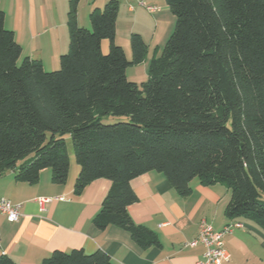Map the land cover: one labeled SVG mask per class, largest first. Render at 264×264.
<instances>
[{"label": "trees", "instance_id": "1", "mask_svg": "<svg viewBox=\"0 0 264 264\" xmlns=\"http://www.w3.org/2000/svg\"><path fill=\"white\" fill-rule=\"evenodd\" d=\"M164 1L175 25L141 83L126 69L148 45L132 32L128 57L116 42L118 0L93 8L88 26L77 21L79 0H69L68 48L56 70L29 56L19 62L21 45L0 7V174L34 185L50 169L53 184L66 183L70 135L74 194L98 178L111 182L92 220L100 229L120 226L142 248L160 244L128 211L137 200L131 180L156 171L182 196L195 178L225 185V216L264 230V0ZM108 116L126 119L103 122ZM13 263L0 255V264ZM42 264L112 262L100 249L73 248Z\"/></svg>", "mask_w": 264, "mask_h": 264}, {"label": "crops", "instance_id": "2", "mask_svg": "<svg viewBox=\"0 0 264 264\" xmlns=\"http://www.w3.org/2000/svg\"><path fill=\"white\" fill-rule=\"evenodd\" d=\"M106 1L79 0L78 23L88 26L89 12L95 7H103ZM136 1L118 0L115 31L117 43L118 36L129 39L132 32L139 33L146 41V58L138 64L144 72L142 80L129 78L130 67L126 69L128 79L141 83L146 79L147 62L161 52L155 33L160 17L152 19L151 32L150 26L143 30L145 23L139 20L141 11L134 6ZM144 1L156 5L150 0ZM68 4L69 0H0L5 26L12 30L21 45L23 57L39 59L44 68L59 62L60 55L68 48ZM164 4V11L169 10ZM122 5L128 6L129 19H121ZM146 33L150 40L146 39ZM122 45L125 51L128 43L126 46L122 42ZM149 47L153 48L150 57ZM77 172L78 166L70 162L68 179L60 185L51 182L50 169L42 170L38 183L34 185L16 181L11 171L0 174V198L22 203L17 221L8 222L0 214V255L9 256L13 264H42L55 249L82 248L87 253L97 249L104 251L112 264H195L202 259L204 246L185 244L197 236L203 219L215 230L232 221L243 224L242 228L223 237V248L228 257L222 264H264V230L251 220L225 216L230 191L223 184L206 185L195 178L191 181L190 193L182 196L161 172L150 171L133 178L131 187L137 200L128 207L129 214L135 223L153 230L160 240L158 246L142 248L120 226L108 225L100 229L94 225L93 217L111 182L105 178L95 179L77 196L74 194ZM40 196H60L62 199H53L44 205V210H40L35 202Z\"/></svg>", "mask_w": 264, "mask_h": 264}, {"label": "built area", "instance_id": "3", "mask_svg": "<svg viewBox=\"0 0 264 264\" xmlns=\"http://www.w3.org/2000/svg\"><path fill=\"white\" fill-rule=\"evenodd\" d=\"M141 5L150 13L159 10V7L156 5L146 4L144 2H141ZM53 199L61 200L62 197L40 196L35 198V202L38 204L40 210H44V205ZM21 208L22 203H14L9 199L0 198V214L4 215L8 222H15L19 219ZM242 227V222L232 221L225 224L222 229L215 230L202 219L199 224L197 236L185 244L186 246H194L200 243L204 246L203 257L195 264H222L223 260L228 257L223 248V237L231 234L234 229Z\"/></svg>", "mask_w": 264, "mask_h": 264}, {"label": "rangeland", "instance_id": "4", "mask_svg": "<svg viewBox=\"0 0 264 264\" xmlns=\"http://www.w3.org/2000/svg\"><path fill=\"white\" fill-rule=\"evenodd\" d=\"M142 0H138L134 3V6L139 7V10L141 11V16H139V20L144 22L145 24L143 25V30H147L151 24L154 25V19L157 20L158 17L159 20L156 22V27H155V33L158 37V40L160 42V50L159 52L162 50V46H164L165 42L167 41L168 37L170 36L174 25H175V17L174 15L169 11V10H165V2L164 0H150V2H153V4L155 3L157 6L160 7V11L154 12V13H150L148 12L142 5H141ZM139 3V5H138ZM144 3L146 4H152V3H148L147 1H144ZM128 6H121V19H129L131 13H129L127 11ZM122 10H124V14H122ZM158 16V17H157ZM129 17V18H128ZM155 17V18H153ZM88 18V17H87ZM153 19V20H152ZM148 23V24H146ZM150 26V27H151ZM152 31V27L149 28V32ZM145 37L147 40H150V35H148V33L145 34ZM128 40V41H127ZM118 42L120 43V45L123 47L122 42H125L126 46L128 43V47H125V53L128 57H130V43H129V39H124V37H120L118 36ZM118 43V44H119ZM102 49L104 52L108 51V41L104 40L102 41ZM124 49V48H123ZM153 48L149 47V57L152 54ZM23 58V55H21V58L19 59V62L21 61V59ZM148 63L147 62V66H146V79H147V71H148ZM129 70H128V77L129 78H137V80H142L140 78H143L142 76L144 75L142 66H138V65H134V69L131 68L132 66H129ZM59 68V62L56 63L55 65H50V66H46L45 69L47 70H56ZM133 72V73H132ZM144 79V80H146ZM140 82V81H139ZM126 117H112V116H108V117H104L103 118V122L106 123H113V122H117L119 120H125ZM49 136V134H48ZM65 142H66V146H67V150H68V154H69V158H70V162L72 163V165H77L75 162V158H74V154H73V150H72V141H71V136L70 135H66L65 137Z\"/></svg>", "mask_w": 264, "mask_h": 264}]
</instances>
